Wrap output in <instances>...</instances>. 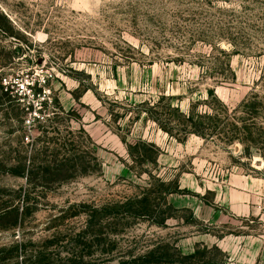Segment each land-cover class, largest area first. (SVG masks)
Here are the masks:
<instances>
[{
    "label": "rangeland",
    "instance_id": "374dc122",
    "mask_svg": "<svg viewBox=\"0 0 264 264\" xmlns=\"http://www.w3.org/2000/svg\"><path fill=\"white\" fill-rule=\"evenodd\" d=\"M11 204L0 264H264V0H0Z\"/></svg>",
    "mask_w": 264,
    "mask_h": 264
},
{
    "label": "trees",
    "instance_id": "16d2710c",
    "mask_svg": "<svg viewBox=\"0 0 264 264\" xmlns=\"http://www.w3.org/2000/svg\"><path fill=\"white\" fill-rule=\"evenodd\" d=\"M28 182H30L28 180ZM21 192L18 194V198H20L21 202H26L28 200L27 193L24 191L22 195H20ZM23 215V206L20 205H8L6 207H3L0 209V227L1 228H8V224L14 225L16 224L21 216ZM7 222V225H6Z\"/></svg>",
    "mask_w": 264,
    "mask_h": 264
},
{
    "label": "built area",
    "instance_id": "2783aa9c",
    "mask_svg": "<svg viewBox=\"0 0 264 264\" xmlns=\"http://www.w3.org/2000/svg\"><path fill=\"white\" fill-rule=\"evenodd\" d=\"M30 84L27 81L19 82L16 84V91L25 94L28 93L29 91V86Z\"/></svg>",
    "mask_w": 264,
    "mask_h": 264
}]
</instances>
